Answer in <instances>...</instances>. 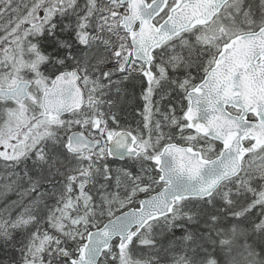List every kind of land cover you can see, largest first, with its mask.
Returning <instances> with one entry per match:
<instances>
[{
	"label": "snow or ice",
	"instance_id": "1",
	"mask_svg": "<svg viewBox=\"0 0 264 264\" xmlns=\"http://www.w3.org/2000/svg\"><path fill=\"white\" fill-rule=\"evenodd\" d=\"M0 264H264V0H0Z\"/></svg>",
	"mask_w": 264,
	"mask_h": 264
}]
</instances>
